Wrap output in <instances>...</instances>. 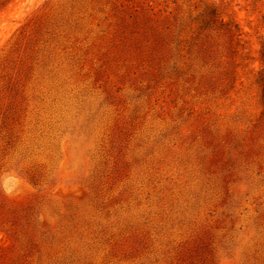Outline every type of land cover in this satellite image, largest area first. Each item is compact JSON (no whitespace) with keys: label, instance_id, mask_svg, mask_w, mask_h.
<instances>
[{"label":"rangeland","instance_id":"rangeland-1","mask_svg":"<svg viewBox=\"0 0 264 264\" xmlns=\"http://www.w3.org/2000/svg\"><path fill=\"white\" fill-rule=\"evenodd\" d=\"M263 48L264 0H0V264H264Z\"/></svg>","mask_w":264,"mask_h":264},{"label":"trees","instance_id":"trees-1","mask_svg":"<svg viewBox=\"0 0 264 264\" xmlns=\"http://www.w3.org/2000/svg\"><path fill=\"white\" fill-rule=\"evenodd\" d=\"M215 16H216V13L214 12L213 9H209L206 13H204L202 15V18H201L202 28H207V27L213 25L216 22ZM227 35L229 36L231 43L235 42V45L236 44L239 45V43H238L239 34H237L236 31L229 28V29H227ZM261 58H262V61L264 62V48H263L262 53H261Z\"/></svg>","mask_w":264,"mask_h":264}]
</instances>
